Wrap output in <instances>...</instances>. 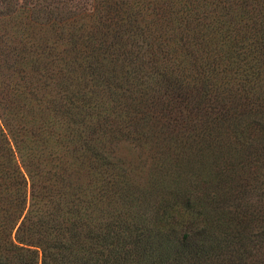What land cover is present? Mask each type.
I'll list each match as a JSON object with an SVG mask.
<instances>
[{
	"label": "trees",
	"instance_id": "1",
	"mask_svg": "<svg viewBox=\"0 0 264 264\" xmlns=\"http://www.w3.org/2000/svg\"><path fill=\"white\" fill-rule=\"evenodd\" d=\"M0 264H264V0H0Z\"/></svg>",
	"mask_w": 264,
	"mask_h": 264
},
{
	"label": "rangeland",
	"instance_id": "2",
	"mask_svg": "<svg viewBox=\"0 0 264 264\" xmlns=\"http://www.w3.org/2000/svg\"><path fill=\"white\" fill-rule=\"evenodd\" d=\"M145 148V145L143 146ZM123 150V149H122ZM134 152V150H132ZM144 152H146V150H144ZM123 153H125L126 155L129 154V150L123 151ZM143 158H147L145 155H142Z\"/></svg>",
	"mask_w": 264,
	"mask_h": 264
}]
</instances>
